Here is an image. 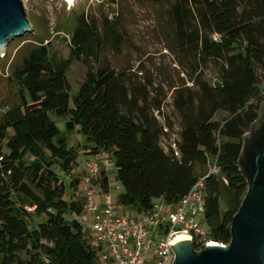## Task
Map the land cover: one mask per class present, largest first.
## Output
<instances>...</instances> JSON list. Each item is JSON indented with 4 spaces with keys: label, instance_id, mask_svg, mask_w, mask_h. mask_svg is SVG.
<instances>
[{
    "label": "trees",
    "instance_id": "16d2710c",
    "mask_svg": "<svg viewBox=\"0 0 264 264\" xmlns=\"http://www.w3.org/2000/svg\"><path fill=\"white\" fill-rule=\"evenodd\" d=\"M146 1L166 5L175 47L193 58L192 86L174 96L178 137L162 111L161 90L152 95L150 81L101 60L130 42L119 12L99 19L82 12L73 29L53 30L70 37L71 55L87 65L76 93L69 59L56 61L50 33H35L9 63L8 80L20 101L0 115V264H98L90 233L73 214L85 204L80 158L103 152L115 159L118 202L138 213L149 212L156 198L177 204L205 177L209 236L231 242L232 220L248 191L238 163L242 135L259 118L264 99L258 74L264 69V0ZM212 62L220 71L209 81ZM55 117L66 119V130ZM66 132L82 140L70 144ZM214 162L219 172L208 175L205 166ZM107 174L103 169L104 189Z\"/></svg>",
    "mask_w": 264,
    "mask_h": 264
},
{
    "label": "rangeland",
    "instance_id": "374dc122",
    "mask_svg": "<svg viewBox=\"0 0 264 264\" xmlns=\"http://www.w3.org/2000/svg\"><path fill=\"white\" fill-rule=\"evenodd\" d=\"M32 30L21 36L13 38L8 45L6 54H0V115L10 105L19 103L18 89L15 83L8 80L11 72L9 63L17 48L24 42L34 39L35 33L49 32L52 36L50 51L53 58L61 62L69 59L68 80L71 83L72 93H76L85 78L87 65L75 59L71 55L69 36L61 31L59 34L53 32L56 26L73 29L75 17L84 12L88 17L101 18L102 14L111 16L113 11L119 12L130 36V42L126 43L123 51L119 54L111 51L104 52L102 61L107 60L115 68H127L133 76L141 81H150L152 84L151 94L155 95L157 88L161 90L163 99L162 111L173 124L172 137L177 138L180 131L181 116L174 105L176 89L184 86H192L190 79V66L193 62L192 55L185 53L175 47L174 29L166 13L165 4H154L146 0H23ZM67 36V37H66ZM66 37V39L64 38ZM23 52L18 51L16 58H20ZM219 66L210 63L206 70V78L213 81L219 73ZM261 86L264 91V69L258 68ZM264 103V99L261 105ZM224 113H219L221 118ZM161 121L162 115L159 116ZM60 129L66 130L65 118L55 117ZM69 143L73 144L82 136L66 132ZM166 138L162 140V146L166 145ZM168 139V138H167ZM85 158L81 156L80 160ZM82 163V162H81ZM81 166V165H80ZM210 166H205L209 169ZM109 181L113 196L119 200L122 189H116L119 185L116 179V167L110 163L107 167ZM225 204L222 203V209ZM119 214L136 217V211L119 203L116 210Z\"/></svg>",
    "mask_w": 264,
    "mask_h": 264
},
{
    "label": "built area",
    "instance_id": "2783aa9c",
    "mask_svg": "<svg viewBox=\"0 0 264 264\" xmlns=\"http://www.w3.org/2000/svg\"><path fill=\"white\" fill-rule=\"evenodd\" d=\"M172 147L178 155L175 142ZM110 163L114 164L115 159L107 152L82 161L84 174L80 187L85 204L80 214H73L89 231L98 264H173L176 252L171 245L181 239H191L197 250L221 244L210 238L205 222V177L200 178L177 204L169 205L163 198H156L149 212L127 216L116 212L119 202L113 196L109 174L108 187L102 186L101 172L103 169L107 172ZM218 172L214 162L208 175ZM116 189H122L121 185Z\"/></svg>",
    "mask_w": 264,
    "mask_h": 264
},
{
    "label": "water",
    "instance_id": "95a60500",
    "mask_svg": "<svg viewBox=\"0 0 264 264\" xmlns=\"http://www.w3.org/2000/svg\"><path fill=\"white\" fill-rule=\"evenodd\" d=\"M30 30L23 0H0V54H6L13 38ZM242 136L238 163L248 191L233 217L231 242L197 250L191 239H181L171 245L176 252L173 264H264V103Z\"/></svg>",
    "mask_w": 264,
    "mask_h": 264
},
{
    "label": "bare ground",
    "instance_id": "6f19581e",
    "mask_svg": "<svg viewBox=\"0 0 264 264\" xmlns=\"http://www.w3.org/2000/svg\"><path fill=\"white\" fill-rule=\"evenodd\" d=\"M67 1H68V2H72L73 0H67ZM181 238H182V237H179V239H181ZM179 239H178V240H179Z\"/></svg>",
    "mask_w": 264,
    "mask_h": 264
},
{
    "label": "crops",
    "instance_id": "0c3cea01",
    "mask_svg": "<svg viewBox=\"0 0 264 264\" xmlns=\"http://www.w3.org/2000/svg\"><path fill=\"white\" fill-rule=\"evenodd\" d=\"M80 168V167H79ZM81 169V168H80Z\"/></svg>",
    "mask_w": 264,
    "mask_h": 264
}]
</instances>
